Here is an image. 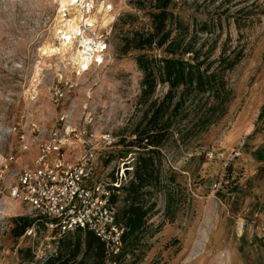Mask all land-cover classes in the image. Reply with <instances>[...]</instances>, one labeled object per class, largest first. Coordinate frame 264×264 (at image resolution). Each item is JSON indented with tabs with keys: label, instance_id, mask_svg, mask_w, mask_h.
I'll use <instances>...</instances> for the list:
<instances>
[{
	"label": "rangeland",
	"instance_id": "374dc122",
	"mask_svg": "<svg viewBox=\"0 0 264 264\" xmlns=\"http://www.w3.org/2000/svg\"><path fill=\"white\" fill-rule=\"evenodd\" d=\"M106 4L115 14L106 26L99 17L111 39L108 62L77 75L70 54L63 55L60 39H54L58 16L53 20L47 0H0V156L15 153L20 167L36 157V146L20 150L14 125H21L36 145L59 114L77 124L88 113L100 149V177H116L123 169L121 156L138 152L127 146L133 130L167 85H159L148 101L143 98L138 52L127 53L123 45L126 36L152 30L153 0ZM170 9L191 32L195 19L217 23L221 17L222 26L203 36L208 43L218 37L210 60L219 58L224 45L228 53L242 50V57L225 73L233 97L219 122L185 142L174 135L163 148L170 203L163 188L153 190L149 228L121 264H264V0H171ZM57 85L66 93L60 103L54 102ZM107 133L116 138L113 148H104ZM20 216H28L23 204L0 197V264H31L57 249L60 238L47 247L50 230L16 237L12 228Z\"/></svg>",
	"mask_w": 264,
	"mask_h": 264
},
{
	"label": "trees",
	"instance_id": "16d2710c",
	"mask_svg": "<svg viewBox=\"0 0 264 264\" xmlns=\"http://www.w3.org/2000/svg\"><path fill=\"white\" fill-rule=\"evenodd\" d=\"M170 5L171 0H153L152 30L126 36L123 45L127 53L138 52L136 61L144 73L143 98L148 101L159 85H167L163 96L151 102L133 130L135 138L127 145L138 152L133 161V178L114 198L117 222L125 228L123 258L140 247L149 228L155 206L150 203L153 190L163 188L170 203L172 192L162 173L163 148L174 135L185 142L200 137L219 122L233 97L225 73L242 57V50L234 48L228 53V46L224 45L219 58L211 61L218 37L208 43L203 36L213 35L216 26H222L221 17L217 23L214 19H195L191 32L190 25ZM155 49L161 54L155 55ZM131 153L134 152L128 151L121 158ZM15 221L12 233L16 237L24 236L34 223L28 216ZM104 259L103 242L91 231L77 230L74 235L62 236L54 253L31 264H105Z\"/></svg>",
	"mask_w": 264,
	"mask_h": 264
},
{
	"label": "built area",
	"instance_id": "2783aa9c",
	"mask_svg": "<svg viewBox=\"0 0 264 264\" xmlns=\"http://www.w3.org/2000/svg\"><path fill=\"white\" fill-rule=\"evenodd\" d=\"M47 1L55 13L53 20L58 14L63 15L59 39L72 41L81 53L82 62L74 66V73L81 75L104 66L110 57L111 39L107 28L99 22L100 14L97 22L92 20L96 0ZM76 13L79 18L71 25ZM53 94L54 102L60 103L66 97L64 86L54 87ZM92 121V113L77 124L69 123L66 114H59L46 137L36 145V139L27 137L21 125H14L12 131L18 135L20 150L27 152L36 146V157L32 164L20 167L15 153L0 156V197L20 202L28 217L34 219L24 236L50 230L49 247L63 235L88 230L103 242L105 264H121L125 259V228L117 222L114 198L121 195L122 187L133 178L134 167L126 165L135 158L131 153L123 159V169L116 177H100L97 163L100 149L89 129ZM103 143L104 148H113L116 138L104 134Z\"/></svg>",
	"mask_w": 264,
	"mask_h": 264
},
{
	"label": "bare ground",
	"instance_id": "6f19581e",
	"mask_svg": "<svg viewBox=\"0 0 264 264\" xmlns=\"http://www.w3.org/2000/svg\"><path fill=\"white\" fill-rule=\"evenodd\" d=\"M111 7L108 8L107 4H106V0H102L100 2L97 3V10L94 13V15H92V20L94 22H97L98 20V14L99 17L102 18V26H106L108 25L110 22H112L115 18V14L111 13L112 12V5H110ZM79 18V14L76 13V15L74 16L73 20L70 22L71 25H73L74 20H78ZM63 21V15L62 14H58L57 17V23L54 25L53 27V34H54V39L59 40V29L61 28L60 24ZM101 21V20H100ZM99 21V22H100ZM53 42H51L50 46H53ZM63 55L66 54H70V59L71 61L75 64L78 65L80 64L81 61V53L80 51H71L70 49H72L73 47V43L72 41L68 42L66 40H59V46H58ZM73 50V49H72Z\"/></svg>",
	"mask_w": 264,
	"mask_h": 264
}]
</instances>
